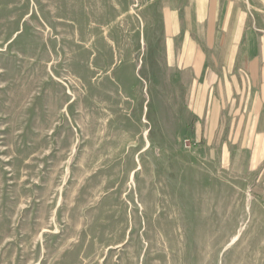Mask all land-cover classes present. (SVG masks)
<instances>
[{"label": "rangeland", "instance_id": "1", "mask_svg": "<svg viewBox=\"0 0 264 264\" xmlns=\"http://www.w3.org/2000/svg\"><path fill=\"white\" fill-rule=\"evenodd\" d=\"M172 2L0 0V264H264V195L182 118Z\"/></svg>", "mask_w": 264, "mask_h": 264}, {"label": "crops", "instance_id": "2", "mask_svg": "<svg viewBox=\"0 0 264 264\" xmlns=\"http://www.w3.org/2000/svg\"><path fill=\"white\" fill-rule=\"evenodd\" d=\"M172 6L182 118L196 143L257 183L263 196L264 31L243 0H173Z\"/></svg>", "mask_w": 264, "mask_h": 264}, {"label": "bare ground", "instance_id": "3", "mask_svg": "<svg viewBox=\"0 0 264 264\" xmlns=\"http://www.w3.org/2000/svg\"><path fill=\"white\" fill-rule=\"evenodd\" d=\"M238 238H239V236H238V235L234 236V237L232 238V241H231V243H230V244H232V243L236 242V241L238 240Z\"/></svg>", "mask_w": 264, "mask_h": 264}]
</instances>
